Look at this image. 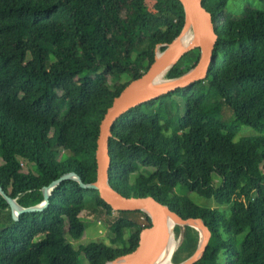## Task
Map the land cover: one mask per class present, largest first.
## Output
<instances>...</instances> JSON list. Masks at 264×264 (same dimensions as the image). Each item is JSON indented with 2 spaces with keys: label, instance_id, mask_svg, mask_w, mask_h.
Listing matches in <instances>:
<instances>
[{
  "label": "trees",
  "instance_id": "16d2710c",
  "mask_svg": "<svg viewBox=\"0 0 264 264\" xmlns=\"http://www.w3.org/2000/svg\"><path fill=\"white\" fill-rule=\"evenodd\" d=\"M228 3L203 0L218 34L207 78L116 122L110 185L128 198L151 196L184 219H202L212 237L196 264H264V10L246 7L233 19ZM184 26L179 0H0V187L6 194L29 208L64 174L95 182L106 111ZM200 57V50L186 54L165 79L183 76ZM175 99L184 104L181 117ZM243 127L258 135L240 136ZM191 195L229 210L200 207ZM87 200L109 218L117 215L116 248L92 242L75 249L66 238L84 236ZM150 226L147 214L113 211L74 180L53 190L43 212L19 220L0 195V264H80L81 254L87 264H107L133 252ZM174 233L171 261L181 264L202 235L179 225Z\"/></svg>",
  "mask_w": 264,
  "mask_h": 264
},
{
  "label": "water",
  "instance_id": "95a60500",
  "mask_svg": "<svg viewBox=\"0 0 264 264\" xmlns=\"http://www.w3.org/2000/svg\"><path fill=\"white\" fill-rule=\"evenodd\" d=\"M185 13V26L181 35L190 30L192 41L183 50H174L173 46L181 35L170 44L164 52H156L155 62L150 69L139 79L132 81L106 111L101 123L99 137L97 141L96 181L90 184L84 183L81 177L75 173H67L49 186L42 189L44 200L37 206L24 208L16 199L11 198L0 187V195L5 199L10 207L14 220L28 213L43 212L50 203L53 190L61 183L74 180L81 188L97 191L100 198L106 202L113 211L135 212L141 211L151 219V226L145 228L140 233L138 247L131 253L118 257L107 264H160L169 251L171 242L176 243L174 229L179 226H190L198 230L202 235V240L195 254L181 264H196L206 252L211 241L212 231L202 219H184L173 212L169 206L162 204L155 198L149 197H125L110 185V170L112 158L110 155V141L113 138V128L116 122L128 111L158 100L176 92L179 89L189 88L197 82L204 81L210 67L215 63L214 51L218 41V34L215 29L212 14L204 7L203 0H179ZM200 50L201 57L198 64L181 77L157 81V76L161 70L169 64L172 69L183 56ZM161 53V57H159ZM169 69V70H170ZM170 257V264H173Z\"/></svg>",
  "mask_w": 264,
  "mask_h": 264
},
{
  "label": "rangeland",
  "instance_id": "374dc122",
  "mask_svg": "<svg viewBox=\"0 0 264 264\" xmlns=\"http://www.w3.org/2000/svg\"><path fill=\"white\" fill-rule=\"evenodd\" d=\"M246 7L254 10H264V4H262L259 0H229L226 8V14L233 19H239L243 16L244 9ZM175 101L178 107V115L181 117L184 115V104L180 100L175 99ZM224 116L225 119L230 118L231 114L228 109H225ZM239 135L254 136L258 135V133L251 128L243 127ZM191 199L200 207L215 208L221 211L229 210L228 206H220L214 200H207L197 195H191ZM116 216L117 215H114V217ZM80 217L82 218L85 226L84 236L80 240L75 241L66 233V238L75 249H78L79 246L88 245L92 242L103 243L113 248L117 247V245L114 246L112 244L114 235L111 231V225L114 221V217L109 218L104 210L97 209L90 200L86 201V209ZM130 218L141 226L146 225L145 218L142 215H133ZM128 235L129 232L126 233V236ZM79 260L80 264H87L83 254L80 255Z\"/></svg>",
  "mask_w": 264,
  "mask_h": 264
},
{
  "label": "bare ground",
  "instance_id": "6f19581e",
  "mask_svg": "<svg viewBox=\"0 0 264 264\" xmlns=\"http://www.w3.org/2000/svg\"><path fill=\"white\" fill-rule=\"evenodd\" d=\"M192 41V34L190 32V30H186L181 37L176 41V43L173 46L174 50H183L184 48L188 47L190 45ZM161 53L159 55V57H161ZM174 64L171 63L169 64L167 67H165L163 70L160 71V73L157 76V81L161 82V81H165V76L166 74L169 72V69L171 68V66ZM176 247V243L171 242L170 248L168 253L166 254V256L164 257V259L161 261L160 264H170V257L172 252L175 250Z\"/></svg>",
  "mask_w": 264,
  "mask_h": 264
}]
</instances>
